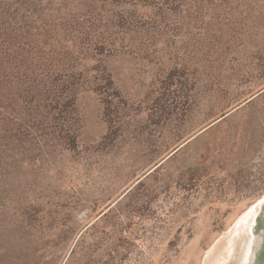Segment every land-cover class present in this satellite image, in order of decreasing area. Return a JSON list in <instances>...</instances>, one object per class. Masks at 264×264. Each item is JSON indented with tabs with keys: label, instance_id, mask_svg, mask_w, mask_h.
Returning a JSON list of instances; mask_svg holds the SVG:
<instances>
[{
	"label": "trees",
	"instance_id": "16d2710c",
	"mask_svg": "<svg viewBox=\"0 0 264 264\" xmlns=\"http://www.w3.org/2000/svg\"><path fill=\"white\" fill-rule=\"evenodd\" d=\"M179 32L189 38L185 56L178 53L180 63L160 80L145 124L126 123V101L106 57L128 38ZM263 58L264 0H0V224L13 232L14 256L51 264L70 239L64 264H122L138 254L142 220L154 217V201L170 192L161 171L167 159L156 162L165 148L145 145L156 131L151 124L180 100L189 114L200 108L206 116L241 100L251 82L263 84ZM91 70L108 127L84 145L78 97ZM123 152L139 162L132 170L117 164ZM97 172L122 185L91 200L104 207L78 234L73 215L90 201L78 195V180Z\"/></svg>",
	"mask_w": 264,
	"mask_h": 264
},
{
	"label": "rangeland",
	"instance_id": "374dc122",
	"mask_svg": "<svg viewBox=\"0 0 264 264\" xmlns=\"http://www.w3.org/2000/svg\"><path fill=\"white\" fill-rule=\"evenodd\" d=\"M188 39L185 32L169 38H128L118 54L106 57L104 63L126 101V123L132 121L136 127L145 124L153 92L170 68L180 63L178 53L185 56L183 46ZM176 46L182 48L176 50ZM95 63L89 60L87 65ZM94 73L89 72L90 80L78 97L84 145L98 142L108 127L101 97L93 90ZM261 82H251L249 94L218 107L213 115L206 116L198 108L199 96L198 109L192 114L180 100L159 125L151 124L156 131L145 145L149 149L165 148L156 162L167 159L161 171L169 181L170 192H162L154 201V217L142 220L139 232L146 238L139 237L136 242L144 254L134 252L122 264H251V230L259 224L258 201L264 197V94L256 96L264 90ZM136 146L145 148L143 143ZM128 157L126 152L118 156L117 164H125V170L131 169V163L139 164ZM94 174L90 179L83 176L78 180L84 189L78 195L90 200L73 215L80 229L94 221L104 207L93 208L91 200L102 198L112 184L101 172ZM113 185L118 191L122 182ZM12 236L5 223L0 224V264H41L40 260L17 259L14 253L19 254V247H15ZM73 242L70 239L64 247L55 249L61 256L51 264H64ZM43 258L50 260V253L44 252Z\"/></svg>",
	"mask_w": 264,
	"mask_h": 264
},
{
	"label": "water",
	"instance_id": "95a60500",
	"mask_svg": "<svg viewBox=\"0 0 264 264\" xmlns=\"http://www.w3.org/2000/svg\"><path fill=\"white\" fill-rule=\"evenodd\" d=\"M258 211L261 215L262 220L261 221L259 220V223L261 225L258 226L256 225L251 230V233H253L252 234L253 245L251 246V252H252L251 264H264V202L260 205ZM258 218H256V221L258 220ZM260 230H262L261 234H260Z\"/></svg>",
	"mask_w": 264,
	"mask_h": 264
},
{
	"label": "bare ground",
	"instance_id": "6f19581e",
	"mask_svg": "<svg viewBox=\"0 0 264 264\" xmlns=\"http://www.w3.org/2000/svg\"><path fill=\"white\" fill-rule=\"evenodd\" d=\"M263 202H264V197H262V198L258 201V206H260ZM258 217H259V218H258ZM258 217H256V218H258L257 222L259 223V220H260V218H261V215H258ZM258 225H261V224L259 223Z\"/></svg>",
	"mask_w": 264,
	"mask_h": 264
}]
</instances>
